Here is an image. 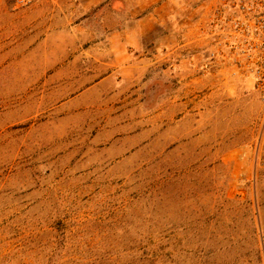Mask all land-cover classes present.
<instances>
[{"label":"rangeland","instance_id":"374dc122","mask_svg":"<svg viewBox=\"0 0 264 264\" xmlns=\"http://www.w3.org/2000/svg\"><path fill=\"white\" fill-rule=\"evenodd\" d=\"M216 2L156 38L114 2L0 0V264H264V114L202 67Z\"/></svg>","mask_w":264,"mask_h":264},{"label":"built area","instance_id":"2783aa9c","mask_svg":"<svg viewBox=\"0 0 264 264\" xmlns=\"http://www.w3.org/2000/svg\"><path fill=\"white\" fill-rule=\"evenodd\" d=\"M201 33L207 40L202 67H220L232 78L247 80L264 114V0H217L206 12Z\"/></svg>","mask_w":264,"mask_h":264},{"label":"crops","instance_id":"0c3cea01","mask_svg":"<svg viewBox=\"0 0 264 264\" xmlns=\"http://www.w3.org/2000/svg\"><path fill=\"white\" fill-rule=\"evenodd\" d=\"M197 0H78L81 7L93 8L106 2H114L117 7H131L133 21L145 25V31H155L156 38L165 31H175L179 18L189 17L195 10ZM186 9V13L185 10ZM137 18V19H136ZM154 32V33H155ZM151 36V34L149 35ZM165 36V35H164ZM162 37V36H161ZM163 38V37H162Z\"/></svg>","mask_w":264,"mask_h":264}]
</instances>
